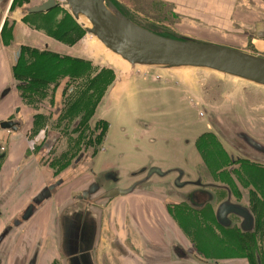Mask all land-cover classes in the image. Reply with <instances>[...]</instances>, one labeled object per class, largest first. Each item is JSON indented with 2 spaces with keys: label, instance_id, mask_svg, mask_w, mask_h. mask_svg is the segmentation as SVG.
I'll return each instance as SVG.
<instances>
[{
  "label": "flooded vegetation",
  "instance_id": "1",
  "mask_svg": "<svg viewBox=\"0 0 264 264\" xmlns=\"http://www.w3.org/2000/svg\"><path fill=\"white\" fill-rule=\"evenodd\" d=\"M8 19L0 27V236L12 228L0 241V264H65L56 225L61 208L73 199L101 207L102 224L115 202L113 214L134 221L160 213L168 224L162 227L164 245L146 244L165 256L152 264L170 257L171 240L204 259L264 264V155L263 161L246 157L215 132L197 127L203 117L208 121L207 104L199 105L201 118L191 112L198 104L183 93L140 86L119 100L115 92L123 74L110 79L105 68L95 70L94 62L72 54L81 38L67 43L49 34L46 23L24 22L30 38L20 40L18 23ZM69 35L76 37L74 30ZM253 136L264 143V136ZM61 178L52 197L14 226L17 213ZM21 196L27 198L17 206ZM54 200L59 206L46 208ZM227 201L246 208L252 224L235 213L220 223L218 210ZM148 228L152 238L160 237ZM120 234L110 247L128 255L134 238L128 226ZM210 246L235 255L207 257Z\"/></svg>",
  "mask_w": 264,
  "mask_h": 264
},
{
  "label": "rangeland",
  "instance_id": "2",
  "mask_svg": "<svg viewBox=\"0 0 264 264\" xmlns=\"http://www.w3.org/2000/svg\"><path fill=\"white\" fill-rule=\"evenodd\" d=\"M41 1L43 0H17L12 12L24 3L34 4ZM56 1L59 3V8L51 13L55 15L54 21L60 20L66 13L71 15L64 3L65 0ZM107 3L113 10L158 34L216 42L264 56V0H107ZM71 17L74 19L72 15ZM35 18L43 22L42 17ZM75 22L84 33L80 42L71 48V53L94 62L95 70L105 68L111 73V79L123 74V84H119L115 92L119 100H123V96H126L131 88L136 89L140 86L161 88L160 93H183L192 98V103L198 104V110L193 108L191 112L203 113L199 105L206 103L213 118H221L222 114L227 112L236 114L240 123L250 132L264 136L263 87L207 69L146 65L132 67L104 45L92 44L94 36L77 20ZM25 31L20 34V40L30 38L27 36L28 31ZM36 38L40 39L39 35ZM3 64L6 66L5 62ZM165 88L166 90H163ZM137 91L139 90L136 89ZM157 92L148 91L149 94ZM196 126L215 132L204 117ZM59 204L54 200L46 208L51 209ZM116 205L118 206L119 202L106 208L98 264H152L159 257L165 256L156 254L146 244L150 241L148 244H157L161 248L164 245L162 227L168 224L163 217L158 218L160 213L155 214L154 220L153 217L150 219L140 217L134 221L131 217L129 219V217L123 218L122 214H113ZM109 210L112 216L108 218L106 215ZM150 210H154V207L150 206ZM43 214L42 211L38 216L41 217ZM37 220L40 221L39 217ZM126 226L132 233L135 247L128 249V255H123L115 248H111L110 244L113 238L119 239L122 236L121 230ZM148 226L158 231L160 237L152 238ZM205 252L207 257L215 259L224 257L222 251H218L215 247L210 246ZM230 257L232 256L228 258Z\"/></svg>",
  "mask_w": 264,
  "mask_h": 264
},
{
  "label": "water",
  "instance_id": "3",
  "mask_svg": "<svg viewBox=\"0 0 264 264\" xmlns=\"http://www.w3.org/2000/svg\"><path fill=\"white\" fill-rule=\"evenodd\" d=\"M64 3L74 19L79 24L81 23L88 33L132 67L146 65L163 68L207 69L264 88V56L262 55L216 42L158 34L113 10L107 0H65ZM58 5L56 0H43L34 4L24 3L15 9L16 11L10 13L8 21L18 23L23 16L46 12ZM83 18L88 20L89 25ZM204 111L216 134L244 156L263 161L264 143L253 136L256 133L249 132L240 123L236 114L227 112L232 118L224 117L226 114H222L221 118H213L208 109ZM5 126L10 127L11 124L5 123ZM234 136L242 145L233 140ZM64 181V178H61L54 184L43 188L17 213L13 225L19 226L27 221L46 200L52 197ZM116 194V192L110 193L107 196L113 197ZM231 213L244 217V222L250 224L253 222L252 215L246 208L229 201L219 207L218 221L220 223L228 221L227 217ZM56 226L59 232V248L62 250L65 264H98L97 249L102 226L101 207H89L74 199L68 201L61 208ZM11 228L12 226L9 225L2 232L0 241L10 232ZM74 233L81 235H74ZM169 245L171 255L165 258L164 264H247L241 259H204L187 252L172 240L169 241Z\"/></svg>",
  "mask_w": 264,
  "mask_h": 264
},
{
  "label": "trees",
  "instance_id": "4",
  "mask_svg": "<svg viewBox=\"0 0 264 264\" xmlns=\"http://www.w3.org/2000/svg\"><path fill=\"white\" fill-rule=\"evenodd\" d=\"M16 2H17V0H14L13 6L15 5ZM13 6H12V8H13ZM58 8L52 9L46 13L30 14L24 18V21L27 23L32 22V23H35L38 25L46 23L48 25V28H49V31H48L49 34L56 36L60 40H63L67 43H74V41H76L78 38L82 37L84 31L75 22V20L71 17V15L69 13H66L65 16L63 18H61L60 20L54 21L55 15L51 14V13H54L53 11L57 10ZM39 16L42 17L43 22H39V21H37V19H39V18H35V17H39ZM72 30L75 31L76 37L72 38L69 35ZM24 53H26L25 48L23 49V54L21 57L22 67L25 66V63H26V61L24 60V57H25ZM33 54L36 55L38 53L36 51H33ZM38 55H40V54H38ZM55 58L58 59V56H55ZM42 61L43 60H39V62H42ZM45 61H46V59H45ZM54 62H56V61H54ZM221 254H224V257L234 256V253L232 251H227V250H223Z\"/></svg>",
  "mask_w": 264,
  "mask_h": 264
},
{
  "label": "crops",
  "instance_id": "5",
  "mask_svg": "<svg viewBox=\"0 0 264 264\" xmlns=\"http://www.w3.org/2000/svg\"><path fill=\"white\" fill-rule=\"evenodd\" d=\"M31 1V0H30ZM13 2L14 0H0V27L2 26V24L4 23L6 17L8 16L10 10L12 9L13 6ZM21 24H17L16 30L19 31L21 30V33H25V30L27 29L26 24L22 21H19ZM30 29H27V31ZM220 44V43H219ZM224 45V44H223ZM229 46V45H228ZM18 192H16L17 194ZM27 198V196H21V197H17V199L20 201V204L17 202V206L22 205L25 201V199ZM16 206V207H17ZM15 207V208H16ZM16 213L18 212L17 209L15 211ZM14 212V213H15ZM15 213V214H16ZM11 214V212H10Z\"/></svg>",
  "mask_w": 264,
  "mask_h": 264
},
{
  "label": "bare ground",
  "instance_id": "6",
  "mask_svg": "<svg viewBox=\"0 0 264 264\" xmlns=\"http://www.w3.org/2000/svg\"><path fill=\"white\" fill-rule=\"evenodd\" d=\"M84 21L86 20L85 18H83ZM86 23L89 24L88 20H86ZM92 44H95V45H98V46H102L103 44L96 38V37H93L92 38ZM117 55V54H116ZM124 60V59H123Z\"/></svg>",
  "mask_w": 264,
  "mask_h": 264
}]
</instances>
